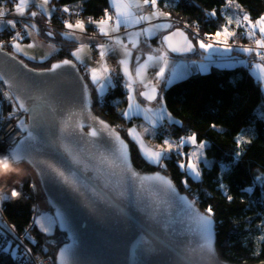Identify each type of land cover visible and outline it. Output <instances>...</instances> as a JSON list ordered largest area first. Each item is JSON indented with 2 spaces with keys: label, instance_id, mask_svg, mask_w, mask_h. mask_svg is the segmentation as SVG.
Returning a JSON list of instances; mask_svg holds the SVG:
<instances>
[{
  "label": "trees",
  "instance_id": "1",
  "mask_svg": "<svg viewBox=\"0 0 264 264\" xmlns=\"http://www.w3.org/2000/svg\"><path fill=\"white\" fill-rule=\"evenodd\" d=\"M236 2L253 21L264 15V0ZM52 3L57 10L66 6L75 10L85 20H98L104 17L105 12H112L110 0H52ZM160 4L182 23H195L202 37L220 32L229 15V12L227 16L220 14L221 9L229 11L225 7L226 0H162ZM213 10L216 16L209 15ZM231 14L233 17L243 15L239 10ZM51 17L55 19L56 13ZM62 27L51 31L60 36L54 41L57 50L51 58L41 62L21 58L27 66L42 70L64 59L74 61L71 53L77 48V42L61 36V31L66 29ZM42 32L47 34L48 31L42 29L40 32V37L44 38ZM239 39L245 41V36ZM152 41L141 46L144 53L156 51L157 40ZM79 68L89 85L94 113L126 139L135 167L141 172L166 174L203 212L212 207L219 258L232 264H264V241L260 240L264 236V90L253 76L251 67L243 63L224 68L213 65L209 72L192 74L170 86H163L168 113L176 119L167 121L171 130L165 132L166 138L177 140L195 134L198 141L209 144L206 154L215 163L202 168L201 179L195 178L187 169L183 170L179 157L166 159V166L152 164L143 157L127 129L118 128L122 123L130 126L135 120H128L124 115L128 106L125 89L118 85L100 95L97 84L90 82L81 65ZM238 137H243L246 142L238 144ZM221 184L225 186L223 189ZM30 190V185L26 184L20 197L3 205L10 225L18 234L26 233L34 218V195ZM228 196L232 199L228 200ZM48 209L52 212L51 208ZM32 234L37 244L31 248L43 255L55 257L60 245L66 241V236L58 231L57 226L55 232L48 235L35 225ZM9 246L0 253V264H16L14 258L18 253L14 245Z\"/></svg>",
  "mask_w": 264,
  "mask_h": 264
},
{
  "label": "water",
  "instance_id": "2",
  "mask_svg": "<svg viewBox=\"0 0 264 264\" xmlns=\"http://www.w3.org/2000/svg\"><path fill=\"white\" fill-rule=\"evenodd\" d=\"M165 37L168 39L165 40ZM162 38L165 49L171 54H190L195 50L193 42L182 28L174 29ZM189 41L193 46L192 51H172V48L183 49ZM73 63L75 67L64 66L49 72L46 69L51 67L38 70L27 66L10 51H0V75L16 81L21 94H31L35 98L32 102L33 111L42 122L43 134L30 142L35 148L24 160L32 161L28 163L38 173L57 229L66 236V241L56 254V264H62L61 251L65 249V264H189L190 256L198 259L191 253L193 244L189 241L193 234L188 231L189 226L195 228L196 225L191 221L183 222L188 221V217L184 215L185 209L181 207L179 197L193 200L181 192L166 174L159 171L141 172L135 167L126 139L110 123L94 113L89 85L79 64L75 60ZM84 85H87V95ZM151 90L143 92L152 94ZM70 116L72 126L61 134L62 122ZM92 117L105 121L119 134L127 145L129 163L139 176L153 177L159 173L172 181L175 192H170L159 181H144L142 187L140 180L124 172L119 176V191L122 195L111 187H104L110 180L117 178L110 177L111 169L100 153L111 155L119 145L108 143L106 134H102L98 141L87 135L91 127H102ZM77 121L83 125L82 132L75 127ZM26 123L29 121L26 120ZM62 145H68L81 163H74ZM47 164L64 171L69 182L66 183ZM85 168L89 169L86 173ZM86 176L99 177V180L93 181L98 186L99 196L87 194L83 187H78L76 181ZM195 209L204 213L196 204ZM212 219L215 255L210 259H199V264H232L218 256L216 221ZM169 221L171 227L166 226ZM141 238L144 242L138 244Z\"/></svg>",
  "mask_w": 264,
  "mask_h": 264
},
{
  "label": "snow or ice",
  "instance_id": "3",
  "mask_svg": "<svg viewBox=\"0 0 264 264\" xmlns=\"http://www.w3.org/2000/svg\"><path fill=\"white\" fill-rule=\"evenodd\" d=\"M14 5V11L10 10L5 3H3V0H0V30L5 29H11L13 30V35L11 37V40L9 43L12 45V47L15 49L16 52H22L23 47L20 44V41L24 38V34L31 35V30H38L37 25L35 23H28L21 20L16 19H5L6 16L9 14H14L16 16L25 17L26 15L30 18H35L40 13L36 11L29 12L28 9L35 3L37 7L43 10L45 14H47L50 18L51 12L48 8L50 4V0H12ZM112 6L115 9V12L113 14H110L108 12H105V19L100 21H95L89 18L88 23H95L100 27L101 34L108 36L109 31L105 30L104 25L108 24L109 21H113V16H115L114 25L111 26V31L117 32L120 29V25H128L130 23H142L143 21H150L157 16H165L166 13L160 12L158 8V0H111ZM151 6L154 11H150L147 14H144V9L146 6ZM226 8H232L235 7L238 9L241 13H243L242 16H228L226 17V23L222 26V29L220 32H217L216 35L220 36L223 34L225 38L234 36L236 33L234 31H230V26L235 24L236 27H246L249 28V32L247 33L250 37H254L256 35V30L258 28L259 34L261 36V39L255 40V44L258 48L264 49V15L260 16L256 20H252L248 13L244 12V10L241 8L239 3L236 2V0H226L225 4ZM64 13H70L71 9L69 7H64L62 9ZM79 15V13H76ZM216 11L213 10L209 13L210 16H216ZM18 24L24 29V32L16 31ZM64 27L68 29L69 31L64 33L63 35L68 37H75L76 30H79L80 32L85 31V21L82 19H77L75 23L70 22L69 20L64 21ZM153 28H170L172 27L171 24H165V25H154ZM49 36L53 35L52 32L47 33ZM143 34H152V28H146L142 29L140 32L135 33V37H139ZM183 35V33H180ZM78 38V37H75ZM168 37H165V40H167ZM187 39V38H186ZM116 45H118L120 48L124 49V55L125 58L129 57L131 55V52L127 50V45L124 44V42L119 38H115ZM5 42L0 40V51H3ZM136 44L133 43V47H135ZM201 48L208 49L211 48L212 45L206 44L205 42L201 41L200 45ZM28 48L34 47L33 44H28ZM54 47V46H52ZM84 46L81 45L80 48H77L75 51L71 53L73 57H76V59H81L79 53L83 51ZM100 55L101 60H103L105 56V46L100 45ZM193 46L191 42L189 41L187 45L183 49L178 48H172V51H192ZM244 51L246 52H252V48H245ZM27 55V53H24ZM257 55L260 57L262 61H264V51L257 52ZM167 54L165 53L163 56H149L148 60H156L157 62L163 61L164 66L160 68V71L157 73L158 77L164 76V68L167 66ZM121 64L125 63V60L120 61ZM64 66H72L75 67L72 60L65 59L61 61L60 63L52 64L51 68L46 69V71L49 72H55L57 69L64 67ZM257 67H260L264 69V65H257ZM104 71H108L107 66H104ZM97 69L91 70V79L94 84H98L99 88L103 90L104 84H102L100 81L102 77L97 76ZM137 75H139V69L137 70ZM0 81L3 82L4 85L7 86V89L4 90L0 88V96L3 97L4 100H6L10 106L11 110L7 113L5 119L7 120H16V129L20 132L26 133L24 138L20 140L17 144H15L10 150H8L6 153H4L0 157H7L11 161H13L15 164H19L22 160L26 159L28 156L32 154L34 151V144L30 143L32 141H36L38 136H42V122L39 118L38 114L34 113L32 102L35 100V98L31 94H21V90L19 89L18 83L10 78H5V76L0 75ZM84 91L85 95H87V85H84ZM152 94H149L148 92H141L140 95L144 96L145 99H147L149 102L157 101L158 99V93L156 88H152L151 90ZM40 99H44L41 97ZM129 99L132 100L133 97L129 96ZM159 107L156 109L153 108H145V119L149 120V123L154 128L156 126L157 120L151 119L147 114L153 113V112H159V119L163 120L164 115L167 114L166 108L163 103V97L159 96L158 100ZM86 106V105H85ZM132 104L129 105V108H132ZM137 109L140 108L139 104L135 105ZM51 108V105H49ZM19 114H24L25 118H21ZM75 115V114H72ZM124 115L127 117L129 116L128 112H125ZM170 118V115H169ZM93 120L98 121L99 125H101V128L91 127L87 133V135L91 138H93L94 141H98L102 134H106L108 137L107 142L108 143H114L118 144L119 147L116 149V151L112 152L111 155H107L104 152H101V158L102 160L107 164V166L111 169L110 177H116L115 180H110L108 184H105L104 187H111L113 191H117L118 194L122 195L123 193L119 191L121 188V182L119 180V176L121 172L127 173L130 175L131 178H135L140 180L141 185L143 187L144 181H159L160 184L168 189L170 192H175V187L171 180L167 179L164 176H161L159 173H157L155 176H139V174L132 169L127 155V145L124 143V141L120 138L119 134L115 132V129L111 128L105 121L100 120L97 117H92ZM26 120L29 121V123H26ZM71 125V116L62 122L61 126V134L66 132L68 128H70ZM76 128H79L81 132L83 131V125L79 121L75 124ZM215 127V125H213ZM150 128H144L143 132H149ZM129 135L132 136L134 139L138 140L141 144V147L144 148L143 140H142V133L138 132L136 129H129ZM187 142H191L192 144H196V136L193 134L190 137L186 138ZM185 138H181L178 143H175V148L178 151L180 147L183 146V144L186 142ZM243 137L237 138V143H245ZM65 152L68 153L69 156L72 157V160L76 164H80L81 160L77 158L76 155L73 154L72 149L68 145H62ZM174 147V142L170 140H165L164 145L161 146L158 150H151L146 151L145 156L146 159H148L151 163L160 164L163 158V155L167 152H171ZM198 150L195 153H192L191 156L195 158V160L188 162L187 164L181 163L180 167L182 169L191 170V172L197 177H200V171L197 162L200 156L203 155L202 149L205 147V144L203 142L198 144ZM29 163L32 161L29 160ZM40 163H47L46 161H41ZM47 167L52 169L54 172L57 173L58 176L62 177L66 183L69 182V177L65 175V172L62 171L60 168L55 167L52 164H47ZM89 169L85 168L84 172H88ZM73 175H75L73 173ZM257 179H261V177H257ZM99 180L98 176H86L83 179H79L76 181L78 187H83L85 189V193L90 195L99 196L100 193L98 191V186L93 183V181ZM187 182L185 181V185ZM8 187L5 186L4 188H0V205H2L4 202L9 201L12 198H18L22 194L23 185H20L21 191H17L15 187H11L10 193L8 192ZM220 187L223 189L225 186L223 184L220 185ZM33 188H35V185L33 184ZM228 200H231L232 197L228 196ZM179 200L181 201V207L185 209L184 215L188 217V221H183L184 223H188L189 221L194 222L196 225L195 228L189 226L188 231L191 232L192 239L189 241L193 244V247L191 248V253L195 254L198 259H194L192 256L189 257V264H199V259H205V258H212L215 255V248L212 240V224H213V209L211 206H209L205 212L202 214L198 210L195 209V202L187 200L186 197H179ZM163 203H167V201H164ZM2 210V209H0ZM159 222V221H158ZM167 227H171L172 223L169 221L166 225ZM41 228L44 232L50 231V225L45 226L41 223ZM260 240L264 241V236L260 237ZM202 241V242H201ZM143 238H141L140 241H138V244L143 243ZM65 250L61 251V258H62V264H65Z\"/></svg>",
  "mask_w": 264,
  "mask_h": 264
},
{
  "label": "crops",
  "instance_id": "4",
  "mask_svg": "<svg viewBox=\"0 0 264 264\" xmlns=\"http://www.w3.org/2000/svg\"><path fill=\"white\" fill-rule=\"evenodd\" d=\"M50 1L51 2L48 8L51 11V16H52L56 12L55 11L56 7L54 3H52V0ZM161 1L162 0H158L159 11L166 13L167 15L157 16L156 18L150 21H143L142 23H139V24H136V23H130L128 25L121 24L120 29L117 32L111 31V26L114 25V20H115V16H113V21H109L108 24L104 25L105 30L109 31L108 36L101 34L100 27L97 24L88 23V20H85V19H82L85 21V26H86L85 31L75 32V37H78V38L68 37V36L63 35L64 33L69 31L68 29H63L61 31L62 33L61 36L70 38L72 40L74 39V41L77 42V48L81 44L83 43L85 44L88 55L84 58L81 55V53H79L81 59L78 60L76 59V57H74V60L79 65H81L84 68V70H86L88 74V78L91 83H93L91 79L92 69H97V71L101 70V72L103 71L105 73L103 77L105 78L109 76V73L111 74L113 78V72L117 71V69L119 70L120 75L118 77L120 81L124 83L125 85L124 89L127 94L128 106L126 107L125 112L129 113V116L126 117L128 120L134 119V118H138L140 120L144 119L145 117L142 115V112H144V109L153 108L152 106L155 105L156 101L148 102L145 98H143L142 95H140V93L145 90H149L150 88H154L155 87L154 85H157L158 81H160V84H163L164 87H167V86H170L174 82L182 81V79L192 76V74H197V73L203 74V73L209 72L211 71L212 69L211 67L213 65L223 67L225 63L227 62L233 63V60L229 59V57L227 56L231 54V49L228 46H226L225 43H222L219 38H217L218 36L216 35V33H212L210 37L213 36L215 38V41H218V42L210 44L212 45L211 48L204 49L199 46L200 42L203 41L202 39L200 40L197 37H194L191 33L189 34L186 32L190 40L193 42L195 50L191 52L190 54L174 55V54L169 53V51L165 49L162 43V39H163L162 37L164 35L169 34V32L173 31L174 29H179L180 27L176 25V20H173L170 13H167L163 9V6H161L160 4ZM110 5H111L112 12L109 11L108 13L113 14L115 12V9L112 6L111 0H110ZM28 11L29 12L36 11L40 13V15L36 17L37 19L39 18L49 19V16L45 14L42 9L37 7L35 3L28 9ZM150 11H154V9H152L150 5L146 6L144 9V14H147ZM104 19H105V15L104 17L98 20H95V21H100ZM75 21H73L72 23H75ZM165 24H171L172 27L170 28H153L152 27L154 25H165ZM146 28H152L151 35L143 34V35H140L138 38L135 37V33L140 32L142 29H146ZM42 33L44 34L43 35L44 38H41L40 35L38 34V39H41L42 41L45 42V44L48 45L46 52L50 54V56H52V54L57 50V45L56 43H54V41L58 40L59 39L58 37L60 36L57 37L54 32H53V35L51 36L45 34L44 32ZM258 36H259L258 39H261L259 30H258ZM116 37H119L124 42V44L127 45V50L131 52V55L129 57L125 58L124 49L116 45V41H115ZM154 39L157 40L156 41L157 45L155 46L156 51H148L144 53L143 51L140 50L139 46L149 45L153 42L152 40ZM133 43L136 44L135 47H133ZM205 43H208V42H205ZM100 45L105 46V56L103 60H101ZM93 48H95L97 52V60L95 61V63H92L91 61L92 54H93L91 51ZM165 53L167 54V57H166L167 66L164 68L165 74L163 77H158L157 73L160 71V68L164 66V63L163 61L157 62L156 60H148V57L149 56H153V57L163 56ZM241 56L242 55H239V57H237V59L240 60L238 61L236 59L238 61L237 63L246 64V62L242 61L243 56L242 57ZM121 60H125V63H127L128 61L127 65L125 66V63L121 64L120 63ZM105 65L107 66L108 71L103 70ZM140 68H145L146 71L149 72L148 79L150 78L149 80L150 82L146 80L147 78L144 79L143 76L140 74V72H139V75H137V70ZM151 70H153L154 74H156L155 77H153L155 81H153L152 77H150ZM127 72H130L129 75H127ZM253 73L254 72H252V74ZM107 86L113 87V84L109 82V85ZM159 86L155 87L158 89V92H159L157 101L159 100V96L163 97V93L161 92ZM97 90L100 95H103L106 93V89L101 90L98 84H97ZM131 94H133V96ZM129 96L133 97L131 101L129 99ZM130 104L133 105L131 109L129 108ZM136 104L140 105L139 109L136 108L135 106ZM149 114L151 117L152 113H149ZM164 119H167V121L169 122L172 121L171 119H169V117L166 118V116ZM155 120H157V123H156L157 127H159L160 123H163L162 122L163 120L160 121L159 118H155ZM135 141L137 140L135 139Z\"/></svg>",
  "mask_w": 264,
  "mask_h": 264
},
{
  "label": "rangeland",
  "instance_id": "5",
  "mask_svg": "<svg viewBox=\"0 0 264 264\" xmlns=\"http://www.w3.org/2000/svg\"><path fill=\"white\" fill-rule=\"evenodd\" d=\"M228 9H229V11L224 12L225 16H227L228 14H229L228 16H232V14H231L232 11L238 10L235 7L228 8ZM55 11L58 12L59 10L56 9ZM26 17H29V16L20 17V16L14 15V16H9L8 18H5V19H16V20L25 21ZM171 17L173 18V20H176V25L178 27L182 28L185 32H187L183 27H181L180 23H182V22L178 18L173 17V16H171ZM32 19L36 20L37 18L35 17V18H32ZM46 20H48V19H43L42 22H46ZM28 23H35L37 25V29L38 30H31V35L24 34V38L22 39L24 41L20 42L21 46L23 47V51L22 52H16L13 47H11L12 50H10V52L14 56H16L18 58H23V59L28 60V61L33 60V61L41 62V61H45V60L51 58L50 54H48L46 52L47 51L46 49H47L48 45L45 44V42L42 41L41 39H38V34H40V32L42 31V29L44 28V25L42 23H38V22H35V21H29ZM239 30H240V33H239ZM16 31H18V26H17ZM76 31L80 32L79 30H76ZM197 31L199 32L198 29H197ZM230 31H234L236 34L234 36H231V37H228V38H225V36L223 34H221L220 36L217 37V38L220 39V41L222 43H225V45L228 46L231 49V54H229L227 56L229 57V59L233 60V63L232 62H227V63H225V65L223 67H232V66L237 65V62L240 61V60L237 59V57H239V55H242L243 56L242 61L246 62L247 65H249L251 67V70L254 72L253 76L256 77V79L260 80V85H261V87H263V90H264V69H262L260 67H257V65H264V61H262L260 59V57L257 55V52L264 51V49L258 48L256 46V44H255V40H257L258 37H259L258 36V30H256V35L254 37H250L247 34L249 32V28L236 27L235 24L230 26ZM241 32H242L243 35H241ZM187 33H189V32H187ZM8 35L12 36L13 35V30H11L10 28L9 29H5V30H0V40H2V41L6 40L7 41L8 40ZM244 36H245V41H240L241 39H239V38L240 37H244ZM207 38H210L208 40L209 44L218 42V41H215V38L213 36L212 37H207ZM205 42H207V41H205ZM208 43H206V44H208ZM28 44H33L34 47L28 48L27 47ZM240 44L244 45L246 48H252L253 51L252 52L244 51L245 48L244 47L241 48V46H239ZM81 45H83L84 48H83V51L80 52V53L85 58L88 55V53L86 51L87 49H86L84 43L81 44ZM81 45L78 46V48H80ZM141 46H143V45H141ZM141 46H139V47H140V50L142 51V47ZM25 52L27 53V55L24 54ZM251 61H253V62H251ZM127 63H128V61H127ZM127 63H125V66L127 65ZM139 72L143 76L144 79L147 78L146 80H148V82H150L149 81L150 78L148 79L149 72L146 71L145 68H140ZM129 73L130 72H127V75H129ZM96 74H97V76L102 77L100 82L102 84H104L103 90L106 89L107 93L112 91L114 87L116 88L118 86V83H117L118 78L117 77L120 75L118 69H117V71L113 72V78H112L110 73H109V76H107L106 78L103 77L105 75V73L103 71L101 72V70H98ZM150 74H151L150 77H152V79L156 75V74H154L153 70H151ZM153 81H155V80L153 79ZM109 82L113 84V87L112 86H109V87L107 86V85H109ZM120 83L122 84L121 87L125 88L124 83H122L121 81H120ZM154 86L155 87L159 86L161 92L163 93V84H160V81H158L157 85H154ZM100 92H102V91H100ZM131 95L133 96V94H131ZM163 103H164V106L166 108V112L168 113V110H167V107H166V103H165V100H164V96H163ZM152 107H153V109L158 108L159 107L158 101H156L155 105L152 106ZM142 115L145 117L146 114L144 112H142ZM147 115L150 117L149 113ZM159 115H160L159 112H153L152 116L150 118L151 119H155V118H158ZM169 115H170V113L165 114L164 118H165V116H166V118L169 117ZM169 119H171V120L174 119L176 121L175 117L172 116V115H170ZM160 121H162V120H160ZM162 122L163 123H160L159 127H157V125H156L153 128L151 126V124L149 123V120H146L145 118L141 119V120L138 119V118H135V120L130 124V126H127L126 124L122 123V125L119 124L118 128L119 129L122 128V129H125V130L127 129V131H129L128 129L133 128V129H136L138 132L142 133V140H143L144 148L141 147V144H140V142L138 140L135 141V139L132 136H130V135L129 136L132 137L133 140L136 142L137 146L140 148L142 156L145 157V158H146V156H145V152L146 151L158 150L161 146L164 145V141L165 140H170V141L174 142L173 150L171 152L165 153L163 155L161 163L157 164V165H161V166H164V165L166 166L165 160L168 159V158L179 157L180 158V160H179L180 164L181 163L187 164L188 162L195 160V158L192 157L191 154L197 152L198 144L203 142L205 144V147L201 150L203 155L200 156L198 161H195L198 164L199 171H200V177L199 178L201 179L202 178V176H201L202 168L204 166L205 167H211L215 163V160L213 158H209L207 156V154H206V148L209 146L208 142L207 141H198L197 137H196L197 143L196 144H192L191 142H187V140H186V138L189 137V136H184L182 138H185L186 142L177 151L176 148H175V143H178L181 138L180 139L178 138L177 140H175V139L173 140L172 137H167L166 138L167 135H166L165 132L171 130V125L167 122V119H164ZM164 123L169 124V126L167 125L168 126L167 129H166V125ZM144 128H150L151 130L149 132H143ZM128 134H129V132H128ZM154 164H156V163H154ZM18 166L21 167V168H25V173L24 174L20 175V174L12 173L9 176L4 177V178L8 179V181H10V182H12L13 184H16V185L20 183L19 182L20 180H23V182L26 181V183L30 184V187H32V189H34V192L32 191V195H34L33 209H34V213H35V214H33L34 218H33L32 223L30 224L27 232L24 233V234H19V237L21 238V240L23 242L21 244H23L24 246L25 245L28 246V247H24V248L28 251V253L31 254V255L29 254L30 256L33 255L35 257L41 258L42 260H43V258H45L47 260V262L50 263V259L46 258V257H48V255H43L41 253H35L33 251V248H31V246H32L31 245V241L32 242L35 241L34 240L35 237H33V234H32V229L36 225L37 227H39V229L43 233L49 235V234H52V233L55 232L56 222H55L54 216L52 215V212L49 211V209H48V208H50V205L48 204L47 197H46V195L44 194V192L42 190V184H40V179H39L38 173H36L34 168L28 162H26L25 160L21 161ZM183 170H186V169H183ZM188 171L195 178H197L191 172V170H188ZM222 176L224 178V175H222ZM33 184L35 185V188H33ZM25 187H26V185L23 188H25ZM18 191H21L20 187H19ZM226 195H227V193H226ZM196 198H198V196H196ZM1 208H2V213L0 214V224H2V223L5 224L7 219L10 222L9 218L5 214L4 207L1 206ZM35 208H36V210H35ZM2 214H3V216H2ZM3 217H5V219ZM1 219L3 221H1ZM41 223L44 224L45 226H49L50 225V231L47 232V233L44 232L42 230V228H41ZM28 233H29V235H28ZM6 235L8 236V233L5 234L4 232L0 231V251H2V250L6 251L7 248L8 249L10 248L9 244H7V245L5 244V242L7 240V237H5ZM32 238H33L34 241L32 240ZM14 248H15V245H14ZM53 258H55V260H56V256L53 257ZM39 264H44V262L40 261ZM261 264H263V263H261Z\"/></svg>",
  "mask_w": 264,
  "mask_h": 264
},
{
  "label": "built area",
  "instance_id": "6",
  "mask_svg": "<svg viewBox=\"0 0 264 264\" xmlns=\"http://www.w3.org/2000/svg\"><path fill=\"white\" fill-rule=\"evenodd\" d=\"M3 3L6 4V6L10 9V10H13L14 11V5H13V2L12 0H3ZM220 14H224V10L221 9L220 11ZM9 16H14V14H9L8 16H6L5 18H8ZM77 19H81L77 14H76V11L75 10H72L71 11V14L70 13H64L62 11V9H60L58 12H56V17L55 19H52V17H50V19L46 20V22H42V18H39L38 20H33L32 18L30 17H26V22H29V21H35V22H38V23H42L44 25V28L43 30L45 31H48V32H51L52 30H58V26H63L62 28H65L64 27V21L65 20H69L70 22H73ZM23 21V20H21ZM24 21V22H25ZM181 27H183L187 32L191 33L193 36L197 37L198 39H202L203 41H207L210 39V38H207V37H202V36H199V32L197 31L198 29V26L195 25V23H190V24H186V23H180ZM21 31L22 33L24 32V29L18 24V31ZM11 35H8V40H3L5 42L4 44V50L6 51H10L12 50L11 47L12 45L9 43V41L11 40ZM24 40H21L20 42H23ZM239 46L244 47L246 48L244 45L240 44ZM93 54H92V63H95V61L97 60V52H96V49L93 48L92 51H91ZM118 78V77H117ZM0 88L6 90V86L3 84L2 81H0ZM11 110V106L10 104L3 99L2 96H0V156H2L4 153L7 152V150L11 149L15 144L18 143V140L21 139L23 137V132H20L19 130L16 129L15 125H16V120L13 119V120H7L5 119L7 113ZM18 115L22 118V116L24 114H19ZM166 129L168 128L169 124H166ZM168 125V126H167ZM169 131H166V133H168ZM19 164H17L18 166ZM21 168V167H20ZM23 170V174L25 173V168H22ZM20 183L19 184H13L12 182L8 181V179L4 178V177H0V188H4L5 186H9L8 187V192L10 193L11 191V187H15L16 190L18 191L20 185L22 184L23 187L28 184L25 182H23V180H20L19 181ZM25 183V184H24ZM30 185V184H29ZM30 189L34 192V189H32V187H30ZM43 190V189H42ZM4 203L2 205H0V209L1 206L3 207ZM36 210V208H35ZM2 213V210H0V214ZM35 214V213H34ZM3 216V214H2ZM5 219V217H3ZM1 221H3L1 219ZM0 231L4 232L5 234L8 233V236L6 235L5 237H7V240L5 242V244H9V245H15V251L18 253L17 256L14 258V260H16V264H39L40 261H43L44 264H56V260L55 258L52 257V255L46 257V258H49L50 259V263L47 262V260L45 258H43V260L39 257H35V256H30L31 254L28 253V251L24 248V247H28L27 245H23L21 243L22 240L21 238L19 237V234L16 233L15 229L12 228V226L10 225L8 219L6 221L5 224H0ZM29 235V233H28ZM33 240V238H32ZM35 240V241H34ZM34 242L31 241V245L32 246H36L37 244V240L34 238ZM30 245V246H31ZM31 246V247H32ZM5 249V248H4ZM5 250H2L0 251L3 252ZM19 251V252H18ZM14 252V250H13ZM30 254V255H29Z\"/></svg>",
  "mask_w": 264,
  "mask_h": 264
},
{
  "label": "clouds",
  "instance_id": "7",
  "mask_svg": "<svg viewBox=\"0 0 264 264\" xmlns=\"http://www.w3.org/2000/svg\"><path fill=\"white\" fill-rule=\"evenodd\" d=\"M12 173L23 174L22 168L7 157H0V177H7Z\"/></svg>",
  "mask_w": 264,
  "mask_h": 264
},
{
  "label": "bare ground",
  "instance_id": "8",
  "mask_svg": "<svg viewBox=\"0 0 264 264\" xmlns=\"http://www.w3.org/2000/svg\"><path fill=\"white\" fill-rule=\"evenodd\" d=\"M251 62H253V61H251ZM247 64V63H246ZM249 66V65H248ZM250 67V66H249ZM117 83H118V85L120 86V88L122 89V84L120 83V79H119V77H118V80H117ZM24 134V133H23ZM24 136V135H23Z\"/></svg>",
  "mask_w": 264,
  "mask_h": 264
}]
</instances>
